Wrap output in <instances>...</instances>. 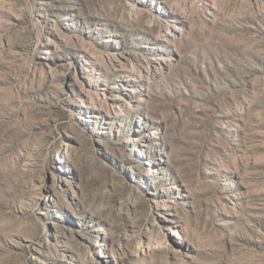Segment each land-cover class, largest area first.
Masks as SVG:
<instances>
[{
  "label": "rangeland",
  "instance_id": "rangeland-1",
  "mask_svg": "<svg viewBox=\"0 0 264 264\" xmlns=\"http://www.w3.org/2000/svg\"><path fill=\"white\" fill-rule=\"evenodd\" d=\"M0 264H264V0H0Z\"/></svg>",
  "mask_w": 264,
  "mask_h": 264
}]
</instances>
